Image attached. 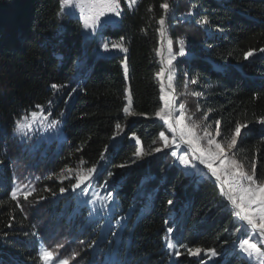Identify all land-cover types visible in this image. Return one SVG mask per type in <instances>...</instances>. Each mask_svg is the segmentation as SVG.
<instances>
[{
    "label": "trees",
    "instance_id": "trees-1",
    "mask_svg": "<svg viewBox=\"0 0 264 264\" xmlns=\"http://www.w3.org/2000/svg\"><path fill=\"white\" fill-rule=\"evenodd\" d=\"M164 3L173 12L167 39L179 55L172 64L174 115L183 104L187 117L212 130L219 121L222 142L231 139L237 123L246 125L232 155L250 171L254 165L258 181H264V55L244 57L264 49V0L121 4L118 25L107 26L103 37L109 46L123 45L127 51L96 58L80 76L82 24L61 16V0H0V264H44L38 255L41 242L69 264H168V241L180 253L173 264H203L212 256V264H250L244 258L225 259L237 240L235 216L209 177L202 172V180L189 178L177 166L169 167V152L156 156L153 151L162 146L161 132L172 138L155 115L163 107L157 52ZM191 6L197 14L188 18ZM197 20L206 21L208 29ZM43 109L60 122L61 142L44 153L29 152L16 137L17 124ZM118 134L123 135L120 144L111 147ZM141 147L150 154L138 157ZM102 157L109 165L99 185L114 189L118 184L116 207L123 214L132 209L115 263L99 261L90 251L92 242L83 248V233L57 217L47 202L72 188L77 171L98 168ZM65 169L73 180H46ZM36 178L39 188L49 190L11 199L14 181ZM189 248L202 251L193 256Z\"/></svg>",
    "mask_w": 264,
    "mask_h": 264
},
{
    "label": "rangeland",
    "instance_id": "rangeland-1",
    "mask_svg": "<svg viewBox=\"0 0 264 264\" xmlns=\"http://www.w3.org/2000/svg\"><path fill=\"white\" fill-rule=\"evenodd\" d=\"M138 0H136L137 2ZM119 6V15L115 13H106L105 16L101 17L95 27H88L84 26V21L81 18L80 9L74 5V3L69 2L62 6V13L61 16L68 15L70 17H74L78 19L82 24V36H83V43H85V48L83 49L82 56L77 63L78 67V76L82 74V72L87 68L88 64H92L94 60L98 57H110L114 54L123 53L120 48H114L113 46H109L106 40L103 37V31L107 26L111 25H118L119 18L122 14V7L121 4H125L127 8H132L134 5L129 6L128 0H121ZM191 13L188 15V18L197 14V11L194 6H191ZM171 18H173V12L171 11ZM184 21V20H183ZM196 25L203 26L204 28L208 29L207 23H203L202 21H196ZM168 44V39H166ZM107 44L108 48L105 49L104 45ZM88 45L90 47L88 48ZM169 45H167V52L166 58L172 59V64L176 61L179 57L178 54L175 53V50L171 44V53L168 51ZM264 55V51L259 53H253L252 56L247 58L248 60L260 57ZM159 59V58H158ZM172 64L170 66L171 74L173 73ZM77 76V77H78ZM78 79H75L74 82H77ZM174 80V78H173ZM172 80V83H173ZM161 85V80H160ZM174 85V84H173ZM175 89V87H174ZM176 95V90H175ZM194 98L198 99L199 96L193 95ZM177 98V96H176ZM177 103V101H176ZM175 103V104H176ZM129 101L127 99V106ZM176 107V105H175ZM49 109H43L41 112L37 113L38 115L33 118L32 115L29 119L23 121L22 123H26L28 126L23 129V131H17L16 137L23 146L30 150L29 152H34L35 150H39L42 153L43 150H53L58 143L61 142V125L59 121H52L50 118L49 113H47ZM130 110V108H129ZM186 110V117H187V109ZM175 113V111H174ZM179 114V111L177 115ZM157 119L161 121L158 117ZM192 120V119H191ZM193 121V120H192ZM163 122V121H161ZM190 122V121H186ZM200 125V129L198 130V135L203 136L204 132L203 129L208 126L207 124H202L195 121ZM164 123V122H163ZM264 126V124L260 123ZM210 132L215 135V129L212 130V127L208 129ZM173 137V134L171 133ZM240 136V135H239ZM123 138L122 134H118L112 142L111 147H115L120 144ZM218 141L219 136L216 137ZM169 146L165 147V143L162 140V146L160 147V151L155 153L156 156L164 155L165 153L169 152L170 160L169 167L177 166L180 168L189 178L192 176H197L199 180H202V170L195 159L191 156L190 152L183 148L179 142L173 144L171 143L172 138L168 137ZM239 141V137H237V143ZM222 142V141H221ZM224 143L225 152L232 156V151L234 148H228L226 142ZM203 146H207L206 141H201ZM175 153V154H173ZM186 157L189 160V164L185 165L181 163V158ZM132 164V163H131ZM108 157H104L102 162L100 163L99 167L96 168L95 173H93L92 178L90 181H87L85 184L81 185L80 188L73 187L66 191L60 192L58 194H54L52 197L47 199L48 206L51 211H53L57 217L60 219L64 218L65 223L72 224L75 223V229L79 232L81 231L84 235V247L89 242L91 243V253H94L97 256V259L102 262H116L117 258V251L116 246L118 249V242L120 239L121 231L125 226L127 219L132 214V209L127 211V213L123 214L117 207H116V193L115 190L119 189V185L117 184L114 189H110L109 183H103L99 185V178L103 172H108ZM204 165V164H203ZM219 165V161L216 162V166ZM245 170L249 173L251 172L249 169L245 167ZM67 172L61 171L56 174H51L50 176L46 177V180L54 181L55 177L61 180L63 177L64 179L69 178L68 180H73V177H68L66 175ZM61 175H63L61 177ZM207 175V174H206ZM208 176V175H207ZM76 178V177H75ZM39 179H35L34 181L27 182L25 184H19L18 182H13L11 193L17 187H19L20 191L17 194V197H24L23 193L34 189L31 192V195H41L42 192H46L49 190L50 187L46 186L44 190L39 188L37 182ZM76 183V179L74 180ZM264 182V181H262ZM27 186V187H26ZM10 193V197H11ZM109 194H111V198L109 199ZM220 194V193H219ZM149 198H151L149 196ZM150 203L148 202L146 205L145 211L148 209ZM171 222H177V215L175 213L172 214ZM236 222V233H237V240L233 242L230 247L229 252L226 254V260L231 257H238L246 259L250 264H260L257 258L253 256H249L247 253L241 251L239 245L240 241L244 239H252L254 242L258 244L259 247L264 249V242H261L260 237H258L249 227L243 225L235 216ZM33 234L35 232L33 231ZM175 245V244H174ZM41 248H46L43 243L41 242L40 246H38V255ZM86 249V248H85ZM168 254L170 256V260L168 264H173V261L176 258L177 247L175 245L174 248L169 249L167 247ZM89 252V248H88ZM216 257L212 256L209 260L205 261L203 264H212ZM62 260L54 256L53 264H58V261ZM44 263V261H43Z\"/></svg>",
    "mask_w": 264,
    "mask_h": 264
},
{
    "label": "snow or ice",
    "instance_id": "snow-or-ice-1",
    "mask_svg": "<svg viewBox=\"0 0 264 264\" xmlns=\"http://www.w3.org/2000/svg\"><path fill=\"white\" fill-rule=\"evenodd\" d=\"M69 2L74 3V5L80 9L81 18L83 19L84 26L86 28L95 27L100 18L105 16L106 13L111 12L119 15L120 0H61L62 6ZM128 3L129 6H132L136 3V0H128ZM161 7L165 10V12H167L169 5L164 3ZM203 23H206V21H203ZM159 24L160 35L163 39L165 35V20L163 17L159 20ZM168 45V51L171 53V41H168ZM113 47L120 48V50L125 52L127 51L123 45H113ZM104 48L107 49L108 45L105 44ZM261 51H264V49ZM157 54L160 55L161 52L158 50ZM180 54H184L182 49ZM252 55L253 52L249 50L244 54V57L247 59ZM171 64L172 59L169 58L167 60L169 68L167 76L168 83L166 86L163 83L165 68L162 67L160 72L157 73V77L161 80L160 100L163 101V107L155 113L156 117L163 121L164 124L167 125L168 130L173 134L171 143L175 144L178 136L183 143L187 144L191 148L194 154L198 153V155H195V159L204 164L211 172V176L215 177V181L218 182L220 186V195L224 197L234 209H236L234 213L235 216L239 220L245 222L254 233H258L261 242H264V182L258 181L254 165L249 173L245 170L244 165L235 158V154L229 156L225 152L224 143L216 139L217 136L221 135L219 121L216 122L215 135L208 130L212 127L211 125H208L203 129L204 135L199 136L198 130L200 129V125L195 121H192L190 117H186V110L183 104L180 105L179 114L174 115L176 98L173 95L175 89L172 83L173 77L170 69ZM125 74H127L126 64ZM195 82L196 81L194 80L192 81V83ZM51 87L53 89H59L60 85L53 84ZM166 87L172 91L166 92ZM192 94L196 96L201 95V93L198 92H194ZM127 99L129 104L123 109L125 113H129L131 96L129 95ZM31 115L35 118L38 114L33 112ZM260 122L264 124V120H261ZM27 126L28 125L26 123H18L17 131H23V129ZM242 127H246V125H241L239 123L236 124L234 133L231 135V139L226 142L228 148L231 149L236 147L237 137H239ZM117 128H119V125H117ZM160 138L164 141L165 147H168V137L165 136L163 132L160 133ZM201 141H206L207 146H203ZM137 143L139 144V140H137ZM160 150V148H156L153 151L159 152ZM147 154H150V152L146 153L143 147L136 152L138 157ZM217 161H219L218 166H216ZM181 163L187 165L189 164V160L186 157H182ZM120 166L123 167L124 165ZM64 171L69 172L71 170L65 169ZM95 171V167L77 171L76 183L72 186L73 189L80 188L81 185L90 181ZM19 191V187L12 191V200H17V194ZM32 191H34V189L24 192V199H27L28 196L31 195ZM61 191H63V189H61ZM108 198H111V194H109ZM168 203L171 204L172 202L169 201ZM168 231L171 232L172 230L169 229ZM167 247L172 249L175 245L173 242L168 241ZM239 247L242 252L247 253L249 256L254 255L260 264H264V249L259 247L252 239L241 240ZM187 251L189 255L197 256L200 255L202 250L199 248H189ZM208 251L211 252L212 255H215L214 250L209 249ZM176 255H180V253L177 251ZM39 258L44 261V264H53L54 253L49 251L47 248H41ZM58 264H69V262L67 260H59Z\"/></svg>",
    "mask_w": 264,
    "mask_h": 264
},
{
    "label": "water",
    "instance_id": "water-1",
    "mask_svg": "<svg viewBox=\"0 0 264 264\" xmlns=\"http://www.w3.org/2000/svg\"><path fill=\"white\" fill-rule=\"evenodd\" d=\"M171 8H168V10H167V12H165V16H164V20H165V25H164V31H165V35H164V37H163V39L161 38V41H160V45H159V48H160V46L162 45V42L163 41H165L166 39H167V34H166V32H167V26H168V23H169V20H170V18H171ZM158 53V52H157ZM157 57H158V54H157ZM159 58V57H158ZM158 65L161 67V63H160V60H159V63H158ZM172 91V90H171ZM173 95L175 96V98H176V95H175V91H174V93H173ZM176 101H177V98H176ZM176 103V102H175ZM175 107V106H174ZM177 142H179V144H181V146H183V148H185V149H187L189 152H190V154H191V156L195 159V155H198V153L197 154H194L193 152H192V150H191V148L187 145V144H185V143H183L180 139H179V137L177 136ZM195 161L197 162V164L199 165V167L202 169V170H204V172H206V174L208 175V177H209V179L213 182V184L219 189V193H220V186H219V183L218 182H216L215 181V177H212L211 176V172L208 170V168L205 166V165H203L202 163H200L199 162V160H197V159H195ZM221 196V195H220ZM221 198L223 199V201L227 204V206L232 210V212H233V214L235 213V211H236V209H234L233 207H232V205L224 198V197H222L221 196ZM234 216H235V214H234ZM237 218V217H236ZM238 219V218H237ZM239 220V219H238ZM243 225H245V226H247L246 225V223L245 222H243V221H241V220H239ZM248 227V226H247ZM250 228V227H249ZM251 229V228H250ZM252 230V229H251Z\"/></svg>",
    "mask_w": 264,
    "mask_h": 264
},
{
    "label": "bare ground",
    "instance_id": "bare-ground-1",
    "mask_svg": "<svg viewBox=\"0 0 264 264\" xmlns=\"http://www.w3.org/2000/svg\"><path fill=\"white\" fill-rule=\"evenodd\" d=\"M167 45H168L167 41L165 40V41L162 42V45L158 49L161 52V54L158 55L160 63H161V68L162 67L165 68V74H164V77H163V83L165 84V86L168 83L167 76H168V68H169V66L167 65V60L168 59L166 58ZM166 92H171V90L167 89V87H166ZM255 234L259 237L258 233H255Z\"/></svg>",
    "mask_w": 264,
    "mask_h": 264
}]
</instances>
